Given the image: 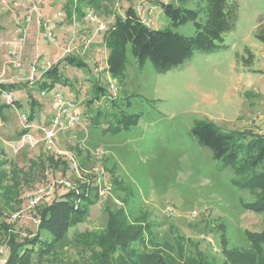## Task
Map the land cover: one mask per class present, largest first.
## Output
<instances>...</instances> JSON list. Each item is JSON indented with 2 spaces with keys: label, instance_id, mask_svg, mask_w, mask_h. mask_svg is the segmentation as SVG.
<instances>
[{
  "label": "rangeland",
  "instance_id": "rangeland-1",
  "mask_svg": "<svg viewBox=\"0 0 264 264\" xmlns=\"http://www.w3.org/2000/svg\"><path fill=\"white\" fill-rule=\"evenodd\" d=\"M16 1L0 0V20H5L0 83L18 85L0 98L9 105L0 114V223L10 224L7 231L4 224L0 227V264H7L10 234L36 232L32 216L46 197L41 195L37 204L34 200L46 185L53 188L44 196H54L64 186L56 195L63 196L69 186L71 196L86 193L92 202L96 196L99 200L86 205L83 221L33 264H99V249L77 240L81 233L88 239L107 236L106 211H121L129 224L149 228L141 235L139 254L165 250L174 235L199 244L215 264L222 261V235L227 250L249 249L245 231L264 232V213L249 207L258 194L237 187L233 169L213 160L190 131L196 121H206L247 138L264 135V43L255 37L264 32V0H231L237 5V21L223 35L225 50L196 53L162 73L149 62L137 65L128 53L118 78L104 72L108 52L101 35L115 15L122 16L131 6L149 29L192 36V22L173 27L161 6L198 11L197 22L203 23L204 1L100 0L95 8L80 0H21L13 7ZM89 14L91 21L85 19ZM246 49L252 56L249 67L239 61L248 58ZM68 54L87 68L60 64L66 81L40 92L45 64L56 65ZM56 94L73 104L61 118L72 113L79 117L66 119V129L53 125L58 118ZM31 113L34 120L28 123L25 116ZM47 132L52 135L47 137ZM82 199H72L76 209L86 204ZM107 252L111 264H119V248Z\"/></svg>",
  "mask_w": 264,
  "mask_h": 264
},
{
  "label": "trees",
  "instance_id": "trees-1",
  "mask_svg": "<svg viewBox=\"0 0 264 264\" xmlns=\"http://www.w3.org/2000/svg\"><path fill=\"white\" fill-rule=\"evenodd\" d=\"M99 1L80 0V3L85 2L87 7L95 8ZM203 1L205 14L203 23L197 22L198 11L183 10L171 4L161 6L164 16L173 27L192 22L195 26V34L192 36L181 35L169 28L149 29L141 21L137 9H133L131 6L124 11L122 16L115 15L112 24L105 28L101 34L102 44L108 52L104 72L112 78L120 77L128 62V53L137 65L142 66L149 62L156 72L162 73L184 64L196 53L209 55L218 49L225 50L223 35L231 32L235 27L237 5L231 0ZM84 9L81 10L82 17L87 13ZM255 37L264 43L263 30L257 32ZM245 53L248 54V58H242L239 61L249 67L252 56L247 49ZM60 64L79 70L87 68L86 63L77 57L71 54L66 55L42 74L41 80L43 81L38 88L40 92L52 89L55 84H63L66 81L59 71ZM17 86V84L0 83V98L6 91L12 92ZM7 107L9 105L0 102V114ZM25 117L28 123L34 120L32 113ZM190 133L199 145L210 150L213 160L233 169L237 175V180L234 182L237 187L258 194V200L249 203V207L253 209V212L264 213V135L251 134L247 138L239 136L240 134L236 130L221 131L206 121H196ZM58 165L53 166L54 170ZM241 176L246 177L245 182H241ZM90 186V184L87 185L86 190ZM58 189L54 191V196L49 195L44 198L45 202L41 208L38 205L34 210L32 217L37 222V228L33 235L21 236L17 232L10 234L7 244V264H33L40 260L64 239L73 226L83 221L87 216V207L85 206L99 200L96 196L95 201L92 202L90 197L85 195L86 193H82L81 196H71L74 193L70 188H67L69 193L58 197L56 196ZM77 197L83 198L82 200L86 202V204L82 203L79 209H76L72 204ZM106 212L108 218L107 236L88 239L86 233H81L82 237L77 240L83 244L94 245L99 249L95 256L98 257L99 264H111L107 250L114 253L117 248H119V264H215L199 250V244H193L179 235L171 236L172 240L166 242L165 250L159 248L154 249L151 254L146 251L139 254L138 251H143L142 246H144L141 235L149 233V228H139L137 225L134 227L133 224H129L121 211L116 214ZM0 224V227L4 224L5 231H7L6 227L10 225L5 222ZM45 235H48V238H45ZM245 236L250 248L240 251L227 250L224 247L226 240L222 235L221 264H264V232L245 231Z\"/></svg>",
  "mask_w": 264,
  "mask_h": 264
},
{
  "label": "built area",
  "instance_id": "built-area-1",
  "mask_svg": "<svg viewBox=\"0 0 264 264\" xmlns=\"http://www.w3.org/2000/svg\"><path fill=\"white\" fill-rule=\"evenodd\" d=\"M1 3H5V1H2ZM20 4H22V1L21 0H17L16 2H14L13 7L19 6ZM85 19L91 21L92 17L89 14V15H86ZM26 21H28V19ZM24 36H25V32H23V37H21V38H24ZM49 37H52V35L50 34V36H47V38H49ZM83 44H84V42L82 43V46H83ZM86 44L88 45L89 41H86ZM50 66L51 65L49 63L45 64L46 69L50 68ZM31 71H32L31 72L32 74L35 72V66L31 69ZM53 108H54V110L57 109V114H58V118L57 119L55 118V120H53V125L55 127H57L56 129H58V130L68 128V127L64 126V123L66 122V119H68L69 121H75L76 119L79 118L78 115H76V117H75V113H72L71 115L70 114L67 115V118H65V119L61 118V117H63L62 114L64 113L65 110H66V112L68 114V109L67 108L72 109L73 108V104H71V103L69 104V103L65 102L63 97L60 94H56L54 96V98H53ZM46 134H47V137H50L52 135V132H47ZM93 171L96 172L97 175H100L99 170L94 169ZM52 188H53L52 186H48V185H46L44 188H42V190L40 192H38V196L37 197H39V198H36L34 200V204L36 202L38 203L41 200L40 199L41 195L43 197H46V196H44V194L48 195ZM67 188H69V186ZM165 213H166V215L168 217L171 216V210L169 208L166 210Z\"/></svg>",
  "mask_w": 264,
  "mask_h": 264
},
{
  "label": "crops",
  "instance_id": "crops-1",
  "mask_svg": "<svg viewBox=\"0 0 264 264\" xmlns=\"http://www.w3.org/2000/svg\"><path fill=\"white\" fill-rule=\"evenodd\" d=\"M23 13H24V15H25V9L23 8L22 10H21ZM11 14H12V12H11ZM13 15H15V14H13ZM1 16V15H0ZM4 21L5 20H0V33H2V31H3V28H2V24H4ZM12 34H13V32H12ZM9 38H11V35H9ZM12 40V39H11ZM17 53H19V50H15Z\"/></svg>",
  "mask_w": 264,
  "mask_h": 264
}]
</instances>
